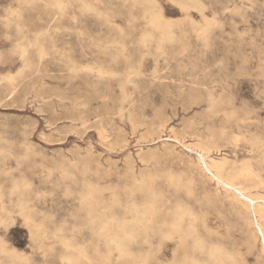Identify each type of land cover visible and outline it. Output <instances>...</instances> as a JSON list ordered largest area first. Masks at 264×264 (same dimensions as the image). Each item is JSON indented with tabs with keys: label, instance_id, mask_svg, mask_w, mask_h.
I'll use <instances>...</instances> for the list:
<instances>
[{
	"label": "rangeland",
	"instance_id": "374dc122",
	"mask_svg": "<svg viewBox=\"0 0 264 264\" xmlns=\"http://www.w3.org/2000/svg\"><path fill=\"white\" fill-rule=\"evenodd\" d=\"M208 142L264 182V0H0V264H264Z\"/></svg>",
	"mask_w": 264,
	"mask_h": 264
},
{
	"label": "bare ground",
	"instance_id": "6f19581e",
	"mask_svg": "<svg viewBox=\"0 0 264 264\" xmlns=\"http://www.w3.org/2000/svg\"><path fill=\"white\" fill-rule=\"evenodd\" d=\"M212 146L213 143H209V142L206 144H201V152L206 154V156L204 157L206 160V164H205L206 171L212 178L216 180L217 184L224 189L226 193L225 198L229 201L230 206L232 207L237 206L239 211L248 212L253 215L252 220H250L252 222L250 223H253L255 227V231H257V234L259 235L258 237L262 239L261 240L263 242L262 248L264 251V194L260 193L259 191L256 193H260V194H254L249 189L250 187L252 188L259 187L261 189L264 188L263 179L261 180L258 174L254 170H252L251 167L246 165L241 168L238 167L240 169L236 172H232V171L230 172L229 169L227 168L229 159L226 156H223L219 159L217 158L215 159L214 157L213 158L209 157L208 153L212 148ZM198 155H199V151H198ZM198 159L200 158L198 157ZM234 169L232 170L234 171ZM206 176L208 175L206 174ZM241 178H244L243 180L246 179V181H249L250 186L248 187L246 185L241 184L242 182L241 183L239 182Z\"/></svg>",
	"mask_w": 264,
	"mask_h": 264
}]
</instances>
